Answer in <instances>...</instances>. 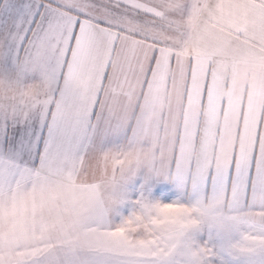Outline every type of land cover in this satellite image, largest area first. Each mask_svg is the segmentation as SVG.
<instances>
[{
  "label": "snow or ice",
  "instance_id": "snow-or-ice-1",
  "mask_svg": "<svg viewBox=\"0 0 264 264\" xmlns=\"http://www.w3.org/2000/svg\"><path fill=\"white\" fill-rule=\"evenodd\" d=\"M0 264H264V0H0Z\"/></svg>",
  "mask_w": 264,
  "mask_h": 264
}]
</instances>
